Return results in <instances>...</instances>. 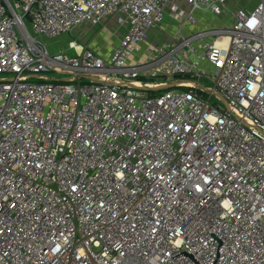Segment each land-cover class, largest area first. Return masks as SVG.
Returning <instances> with one entry per match:
<instances>
[{
    "label": "built area",
    "instance_id": "2783aa9c",
    "mask_svg": "<svg viewBox=\"0 0 264 264\" xmlns=\"http://www.w3.org/2000/svg\"><path fill=\"white\" fill-rule=\"evenodd\" d=\"M173 1L0 0V264H264V0Z\"/></svg>",
    "mask_w": 264,
    "mask_h": 264
},
{
    "label": "rangeland",
    "instance_id": "374dc122",
    "mask_svg": "<svg viewBox=\"0 0 264 264\" xmlns=\"http://www.w3.org/2000/svg\"><path fill=\"white\" fill-rule=\"evenodd\" d=\"M173 3H175L184 12H189L191 9L190 6L187 4L186 0H174ZM229 4L231 8H235V9H245V7L252 9L254 5V0H229ZM169 9H170V5L167 6L164 10V19L162 25L165 26L166 28L168 26L170 28L169 32L174 33L176 31L175 27L177 26V24L169 16L170 14ZM203 17L206 18L202 19ZM195 18L196 20H199L202 26L209 24H211L212 28H217L220 26V21L213 20L208 16H202L201 14L197 13L195 14ZM222 20L225 21L224 24L230 22L229 17L223 18ZM26 27L30 35L34 37L29 22L26 23ZM188 30L189 29L187 28L186 32H188ZM200 30H201L200 28H193L192 32H197ZM156 31L160 32L159 29H157ZM114 33L120 34L122 33V30L112 20L105 28H102L100 26H91L89 24H85L75 29L71 35L63 34L56 38L43 39V43L45 44L51 55H54L56 53H64L67 56L72 57L74 53L73 51L68 49L69 42L76 41L79 45L84 46L89 41L88 46L90 48L98 50V52L104 56H109L111 53V49L115 46V44L111 43L112 40L111 36H113ZM154 37L155 35L150 40L152 41ZM65 76H69V74L67 72L62 73L58 71L48 73V77L50 79H54L56 77L63 78Z\"/></svg>",
    "mask_w": 264,
    "mask_h": 264
},
{
    "label": "crops",
    "instance_id": "0c3cea01",
    "mask_svg": "<svg viewBox=\"0 0 264 264\" xmlns=\"http://www.w3.org/2000/svg\"><path fill=\"white\" fill-rule=\"evenodd\" d=\"M113 19H106L104 21H102L101 24L99 25H95V26H100L102 28H105L110 21H112ZM115 22V20H113ZM116 23V22H115ZM85 25V24H84ZM90 25V24H89ZM94 26V25H91ZM120 28V27H119ZM122 30V33L118 34V33H114L111 40L112 44L117 45L119 40H121L123 38V36L126 33V28H120ZM159 29L160 32H157L156 30ZM169 27L167 26V28L163 25H160L159 27L155 28V29H150L147 32V42L150 43L151 45L155 46V47H161L162 45L166 44L167 42H169L172 38L173 33L169 32ZM155 35V37L153 38V40L151 41L150 39H152V37ZM89 43V41L87 42V44ZM98 48V47H96ZM96 50V49H95ZM98 51V50H97Z\"/></svg>",
    "mask_w": 264,
    "mask_h": 264
},
{
    "label": "water",
    "instance_id": "95a60500",
    "mask_svg": "<svg viewBox=\"0 0 264 264\" xmlns=\"http://www.w3.org/2000/svg\"><path fill=\"white\" fill-rule=\"evenodd\" d=\"M170 88H171V86H168V87H164V88L158 89L157 91L167 90V89H170Z\"/></svg>",
    "mask_w": 264,
    "mask_h": 264
}]
</instances>
